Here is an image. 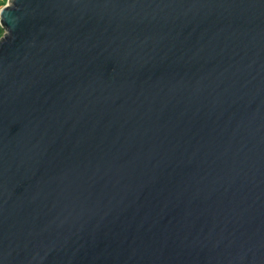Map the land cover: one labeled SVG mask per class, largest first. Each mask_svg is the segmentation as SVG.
Wrapping results in <instances>:
<instances>
[{
	"label": "water",
	"instance_id": "95a60500",
	"mask_svg": "<svg viewBox=\"0 0 264 264\" xmlns=\"http://www.w3.org/2000/svg\"><path fill=\"white\" fill-rule=\"evenodd\" d=\"M0 27V264H264V0H11Z\"/></svg>",
	"mask_w": 264,
	"mask_h": 264
},
{
	"label": "clouds",
	"instance_id": "9594fccd",
	"mask_svg": "<svg viewBox=\"0 0 264 264\" xmlns=\"http://www.w3.org/2000/svg\"><path fill=\"white\" fill-rule=\"evenodd\" d=\"M7 4H9V0H0V9H2Z\"/></svg>",
	"mask_w": 264,
	"mask_h": 264
},
{
	"label": "rangeland",
	"instance_id": "374dc122",
	"mask_svg": "<svg viewBox=\"0 0 264 264\" xmlns=\"http://www.w3.org/2000/svg\"><path fill=\"white\" fill-rule=\"evenodd\" d=\"M4 30L0 27V37L4 34Z\"/></svg>",
	"mask_w": 264,
	"mask_h": 264
},
{
	"label": "snow or ice",
	"instance_id": "6c2138e0",
	"mask_svg": "<svg viewBox=\"0 0 264 264\" xmlns=\"http://www.w3.org/2000/svg\"><path fill=\"white\" fill-rule=\"evenodd\" d=\"M9 3H11V0H9Z\"/></svg>",
	"mask_w": 264,
	"mask_h": 264
}]
</instances>
